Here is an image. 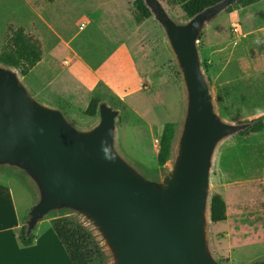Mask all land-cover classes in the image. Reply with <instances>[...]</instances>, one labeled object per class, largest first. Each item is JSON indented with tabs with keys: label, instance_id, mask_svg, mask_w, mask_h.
Returning a JSON list of instances; mask_svg holds the SVG:
<instances>
[{
	"label": "water",
	"instance_id": "water-1",
	"mask_svg": "<svg viewBox=\"0 0 264 264\" xmlns=\"http://www.w3.org/2000/svg\"><path fill=\"white\" fill-rule=\"evenodd\" d=\"M238 1L222 0L177 23L160 0H143L164 32L185 94L173 159L160 179H148L120 155L117 110L101 102L97 123L78 129L37 101L17 70L0 64V169L20 174L35 192L27 236L50 213L68 211L95 231L111 264H221L208 240L210 173L221 142L250 124L227 123L216 112L197 42Z\"/></svg>",
	"mask_w": 264,
	"mask_h": 264
},
{
	"label": "rangeland",
	"instance_id": "rangeland-1",
	"mask_svg": "<svg viewBox=\"0 0 264 264\" xmlns=\"http://www.w3.org/2000/svg\"><path fill=\"white\" fill-rule=\"evenodd\" d=\"M125 1L132 3L133 0ZM160 1L175 22L188 20L179 6ZM61 3L56 4L61 6L60 10H54V5L46 7L39 0H6L0 14V49L5 24L25 25V31L33 35L31 30L37 20L29 7H46L48 21L66 41L71 40L76 52L98 69L102 78L110 80L115 89L125 88L129 93L126 96L129 112L117 94L100 88L97 95L101 102L119 112L116 130L120 155L148 179L162 178L167 173L168 162L173 159L185 114L181 75L162 28L153 16L146 26L136 23L138 29L146 31V46L142 51L126 38L111 37L109 17L104 13L114 6L107 5L110 0H64ZM240 8L233 5L220 13L204 27L197 42L202 72L216 112L223 121L233 124L246 123L264 114V17L241 18L234 12ZM82 16L91 23L79 31ZM234 22L241 26L238 32L232 30ZM38 25L48 53L52 37ZM66 58L72 60L70 56ZM62 60L56 61L58 76L74 71V68L64 67ZM140 77L146 80V87L144 84L142 90H137ZM83 111V107L78 106L63 114L76 128L88 129L97 123L98 116L88 118ZM167 123L175 124L174 137L168 162L159 166L156 158L159 138ZM2 178L0 175V180ZM10 184L18 212L25 217L31 196L17 179H11ZM214 193L223 197L227 208L225 222L208 223V240L215 259L221 264H264V123L249 128L241 136L233 135L218 146L209 180V196ZM63 216L87 227L103 249L106 264H111L108 251L95 231L80 216L68 211L52 212L41 220L43 227L49 226V234L28 256L50 257L47 264H71L49 223L50 219ZM1 261L16 264L15 257H2Z\"/></svg>",
	"mask_w": 264,
	"mask_h": 264
},
{
	"label": "crops",
	"instance_id": "crops-1",
	"mask_svg": "<svg viewBox=\"0 0 264 264\" xmlns=\"http://www.w3.org/2000/svg\"><path fill=\"white\" fill-rule=\"evenodd\" d=\"M39 1L46 7L52 4L54 5V10H60L59 8L61 6H57L56 4L60 5L64 0H55L53 3H47L44 0ZM73 1L74 0H72V2ZM5 2L6 0H0V14L4 10ZM108 4L114 5L109 11H104L106 16L109 17L111 37L119 39L126 38L128 41H132L133 46L138 45L140 49L144 51L145 49L143 46H146V31L138 29L131 14V3L125 0H110V3H107V5ZM27 5L28 4H26V7ZM105 6L106 5H104V7ZM46 7H29L32 16H35L37 20L36 27L31 31L33 36L41 42L43 55L41 61L27 76H20L21 81L27 90L40 103L51 108L59 109L61 112L63 111L62 113H65L64 111L75 110L78 106H82L83 110H85L89 100L92 97L97 96L100 92V88H102L110 91L114 95L117 94L120 100L124 102L126 109L129 112L130 107L126 102V96L129 93L125 92V88L120 90L115 89L110 80L102 78L98 69L90 65L78 52H76L71 46V40L66 41L51 25V22L48 21L46 15L48 14V12H46L48 9H46ZM234 12H237L238 15H236L241 18H254V20H257L260 17H264V0L247 8L237 9ZM80 20L79 25L82 22H85L86 26L91 23V21L84 16H82ZM147 21L148 20L140 23V25L144 24L143 26H146ZM38 23L41 24L42 28H45L52 37L48 53H46L47 51L45 50L42 36L40 37L41 30ZM6 27L7 24L4 26L5 34ZM22 28L24 29L26 26L23 25ZM67 56L72 58L74 64H72L71 59L66 58ZM61 58L64 59L62 60L64 67L74 68V71L66 76H58L57 73L56 61ZM132 64L134 66L137 65L134 60L132 61ZM100 68H102V66ZM58 79H60V81H58ZM138 81L137 90H142L144 84L146 87V80L143 77H140ZM0 175L3 177L0 180V264H2V257H15L16 264L49 263L50 257L28 256V254L37 250L45 235L49 234L48 225L43 227L44 225L41 221L37 224L35 230L32 232L36 239L30 247L20 246V243L16 238L18 230L27 219L29 209L36 201V196L33 190L28 187L26 182L15 171L0 169ZM11 179H17L31 196L30 203L26 205V211L24 212L25 217L18 212L14 189L10 184Z\"/></svg>",
	"mask_w": 264,
	"mask_h": 264
},
{
	"label": "trees",
	"instance_id": "trees-1",
	"mask_svg": "<svg viewBox=\"0 0 264 264\" xmlns=\"http://www.w3.org/2000/svg\"><path fill=\"white\" fill-rule=\"evenodd\" d=\"M44 1L53 3L55 0ZM165 1L169 6H179L184 15L190 19L203 9L222 0ZM259 1L261 0H240L234 5L247 8ZM130 8L131 14L138 24L151 17V13L144 5L143 0H133ZM42 55V44L39 39L27 33L22 27H15L11 24L7 25L4 42L0 49V64L17 70L20 76L25 77L41 61ZM100 103L101 99L98 96L92 97L83 114L88 118H94L97 115V108ZM246 123L250 124L249 128L260 125L264 123V114ZM174 130L175 124L167 123L161 131L156 155L159 166H164L169 159ZM245 132L246 130L237 135L241 136ZM226 210V203L223 197L218 193H214L211 196L210 203L211 223L218 224L225 222L227 218ZM49 223L71 264H106V255L103 249L93 233L83 224L66 216L50 219ZM24 224L23 222L16 234V238L22 247H30L33 245L36 237L33 233L30 236L26 235Z\"/></svg>",
	"mask_w": 264,
	"mask_h": 264
},
{
	"label": "built area",
	"instance_id": "built-area-1",
	"mask_svg": "<svg viewBox=\"0 0 264 264\" xmlns=\"http://www.w3.org/2000/svg\"><path fill=\"white\" fill-rule=\"evenodd\" d=\"M85 22H82V23H80V25H79V30H82L84 27H85ZM231 27H232V30L234 31V32H238L239 31V29H240V24L238 23V22H234L232 25H231Z\"/></svg>",
	"mask_w": 264,
	"mask_h": 264
}]
</instances>
